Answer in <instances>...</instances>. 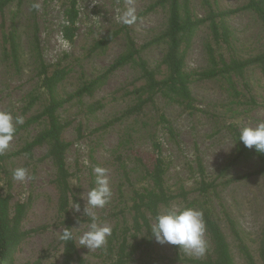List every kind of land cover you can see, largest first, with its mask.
<instances>
[{"label":"rangeland","instance_id":"374dc122","mask_svg":"<svg viewBox=\"0 0 264 264\" xmlns=\"http://www.w3.org/2000/svg\"><path fill=\"white\" fill-rule=\"evenodd\" d=\"M71 1L38 0L39 11L32 7L37 0L14 1L0 14V110H10L25 121L17 126L20 130L9 149L0 155V196L10 194L12 204L28 206L22 224L27 237L14 249L8 264L62 262L55 167L46 145L34 148L30 155L22 152L46 129L47 122L40 116L51 98L61 103L57 116L64 128L62 138L70 144L66 162L77 242L91 222L84 214L83 194L96 187L93 169H108L110 178V202L92 211L98 223L111 226L112 234L100 249L91 251L76 243L87 264L115 262L124 238L128 239L125 264H174L171 244L155 240L150 248L148 238L141 234L146 229L136 232L132 226L135 194L151 189L155 143L163 152L167 192L176 198L170 206L188 207L195 199V207H190L201 210L200 183H214L216 195L214 190L210 195L215 216L235 264H248L247 254L255 264H262L264 179H243L258 170L254 155L232 163L235 131L264 121V27L253 11L242 10L251 0H187L192 20L205 19L213 11L239 10L217 19L220 32L226 31L228 37L214 39L209 22L185 37L184 69L193 76L194 109L161 93L151 92L148 99L139 91L146 86L143 66L156 72L158 80L168 75L162 64L167 46L155 43L169 16L159 0H76V33L73 41H67L62 28ZM128 8L135 9L131 25L120 19ZM130 42L140 52L114 68L131 52ZM249 60L252 64L242 71L210 80L197 76L223 64ZM42 64L50 74L63 73L52 97L41 87ZM17 168H26L31 178L14 181L12 172ZM76 203L79 212L73 208ZM180 250L183 258L204 259Z\"/></svg>","mask_w":264,"mask_h":264},{"label":"trees","instance_id":"16d2710c","mask_svg":"<svg viewBox=\"0 0 264 264\" xmlns=\"http://www.w3.org/2000/svg\"><path fill=\"white\" fill-rule=\"evenodd\" d=\"M14 1L21 2L22 0H0V14L4 12L6 7ZM159 5L165 6L168 9L169 16L167 27L165 31L155 39L156 42L166 44L167 51L162 61V64L167 66L168 75L163 80H158L156 72L150 71L143 66L144 79L146 86L141 88L140 92H145L150 97V93H161L171 99L179 101L187 109H194L192 107V92L190 84L192 82V75L188 74L185 67V58L183 52V45L185 37L189 35L192 30L200 24L209 22L214 39L220 40L221 38L228 37L226 31L220 32V27L217 23L218 18L225 17V15H232L239 10H232L229 12H211L210 15L201 20H192L188 14V1L187 0H159ZM242 10L253 11L264 27V0H251ZM79 13L77 9V1L72 0L69 10L65 14V24L62 28V33L67 41H73L76 33V24ZM133 42H130V50L128 54L122 56L115 64L114 68L123 65L124 63L132 60L140 50L135 49ZM151 44L144 46L149 47ZM12 51L16 53L17 46L12 36ZM210 57L214 60V51L210 50ZM262 61V60H261ZM252 62H233L232 64H223L222 68H213L197 74L200 80H210L219 75H226L236 71H242L250 66ZM48 67L42 64L40 74L41 87L52 97L57 84L61 81L63 73L60 71L49 73ZM61 103L51 98L48 105L45 107L41 118L47 122L46 129L39 133L35 139L29 143L22 152L29 155L36 147L46 145L48 148L47 157L52 161L56 176L54 183L58 191V212L62 217V231L63 228H70L74 237L75 222L70 216V207L72 204V194L70 187V172L66 162V153L70 146L62 138L64 128L59 122L57 110ZM20 129H17L16 133ZM239 133L235 131V157L232 163L238 162L244 156L251 154L258 160V170L243 176V179H250L260 177L264 179V154L258 153L255 148L248 149L242 142L238 141ZM154 151L156 155L155 166L150 173L151 189L144 192H137L134 196V204L132 207L133 218L132 226L134 230L139 231L146 229V232L141 231L148 238V246L152 248L155 238L151 233L150 226L154 222L158 212L163 211L170 206V202L175 197L169 195L165 185V167L163 152L160 144H154ZM217 186L214 183H207L202 180L198 188V193L204 200L201 202V211L204 214L206 223V235L209 240V251L203 260L183 258L180 246L172 245L174 248L175 257L170 259L171 263L178 264H235L231 249L226 240L225 234L219 225L215 212L214 204L210 191L214 190L212 194L216 195ZM218 195V194H217ZM187 198V195L183 196ZM187 200V199H186ZM195 207V199L188 207ZM28 206L25 203L12 204V196L6 194L0 196V264H8L10 256L14 249L19 246L27 237V232L23 230L22 224L26 216ZM139 229V230H138ZM136 231V232H137ZM128 239L124 238L119 244V256L115 262L111 264H125L126 249ZM63 256L61 264H87L78 253L76 242L65 241L62 239ZM260 259L264 264V241L262 242ZM248 264H255L249 254H247Z\"/></svg>","mask_w":264,"mask_h":264},{"label":"clouds","instance_id":"9594fccd","mask_svg":"<svg viewBox=\"0 0 264 264\" xmlns=\"http://www.w3.org/2000/svg\"><path fill=\"white\" fill-rule=\"evenodd\" d=\"M33 9L39 11L41 5L38 2L32 4ZM121 22L131 25L136 20L135 9L128 8L121 16ZM24 117L14 116L10 110H0V155L5 154L17 131L18 125L24 124ZM238 141L248 148L258 153L264 154V121L254 126H244L239 130ZM95 174L96 187L83 194L86 200L84 214L91 221L88 230L85 231L77 242L70 228H63L62 239L65 241H75L80 246H85L91 251L100 249L107 243V238L111 236L112 229L107 223H98L93 209L104 208L113 195L110 187L108 169L96 166L93 169ZM31 177L26 168H17L12 172V179L18 182H25ZM77 212L80 205L76 203L73 207ZM150 230L155 240L160 244H171L180 246L185 252L203 258L208 254L209 242L206 239V223L201 210L192 207L179 208L169 206L157 213Z\"/></svg>","mask_w":264,"mask_h":264}]
</instances>
